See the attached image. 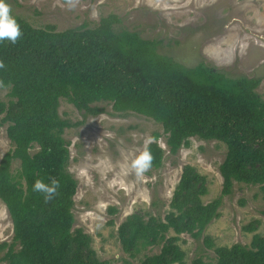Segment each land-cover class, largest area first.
Returning <instances> with one entry per match:
<instances>
[{
    "label": "trees",
    "instance_id": "16d2710c",
    "mask_svg": "<svg viewBox=\"0 0 264 264\" xmlns=\"http://www.w3.org/2000/svg\"><path fill=\"white\" fill-rule=\"evenodd\" d=\"M14 16L22 36L14 44L0 41V128L7 125L12 143L0 160V199L14 231L12 241L0 242V261L108 264L92 247L91 235L74 227L78 181L67 170L64 132L82 121L61 116L65 99L85 117L106 112L99 103L109 102L115 112L152 118L162 125L172 154L192 137L221 141L227 148L220 196L204 203L207 177L187 164L164 216L136 211L120 223L118 238L130 258L138 264H186L179 240L187 233L202 237L215 253L212 260L197 256L191 264H264L263 234H254L249 245L231 246H218L203 235L236 182L260 185L264 202V99L257 91L262 77H229L204 62L187 67L160 53V41L118 29L116 14L95 26L83 23L62 31ZM152 138L150 169H159L165 149L159 132ZM37 178L59 181L50 199L33 190ZM256 223L244 229L255 231Z\"/></svg>",
    "mask_w": 264,
    "mask_h": 264
},
{
    "label": "rangeland",
    "instance_id": "374dc122",
    "mask_svg": "<svg viewBox=\"0 0 264 264\" xmlns=\"http://www.w3.org/2000/svg\"><path fill=\"white\" fill-rule=\"evenodd\" d=\"M12 15L34 27L53 25L57 31L83 23L98 24L102 17L116 14L118 29L137 31L144 38L160 41L159 52L187 67L201 62L229 77L260 76L257 91L264 99V0H8ZM106 112L84 116L73 104L61 100L60 114L78 125L66 128L70 159L67 170L77 179L74 196V227L92 237V247L108 264H138L128 256L118 238V226L131 213H159L164 216L185 165H193L206 175L208 203L220 196L223 177L220 165L227 153L217 140L190 138L176 154L169 152L162 125L135 112L118 113L109 102H100ZM7 125L0 128V160L12 147ZM159 132L165 149L163 166L148 169L137 177L131 171L121 174L122 150H140L153 132ZM153 140V138L151 139ZM87 166V179L78 176ZM234 192L223 196L220 215L207 226L203 235L216 245H249L254 234L264 235V202L260 185L236 182ZM110 207L116 210L111 211ZM113 221V223L111 222ZM255 231L245 225L257 222ZM13 222L6 204L0 199V242L12 241ZM174 234L172 231L170 235ZM203 238L180 235L186 264L197 256L215 258L213 248ZM159 250L158 247L153 251ZM0 264H7L0 261Z\"/></svg>",
    "mask_w": 264,
    "mask_h": 264
},
{
    "label": "clouds",
    "instance_id": "9594fccd",
    "mask_svg": "<svg viewBox=\"0 0 264 264\" xmlns=\"http://www.w3.org/2000/svg\"><path fill=\"white\" fill-rule=\"evenodd\" d=\"M149 2L152 3V0H149ZM153 6L160 7L159 0H156ZM21 36L20 24L16 17L12 15L8 0H0V41L7 40L14 44ZM151 139L150 136L146 138L144 146L138 151L128 149L125 152L122 150L124 163L120 166L121 174L126 175L131 171L135 176L140 177L152 166L153 156L148 148ZM77 175L87 179V166L80 168ZM32 187L34 191L42 193L45 200H48L57 192L59 181L55 178H50L48 182H45L37 178Z\"/></svg>",
    "mask_w": 264,
    "mask_h": 264
}]
</instances>
